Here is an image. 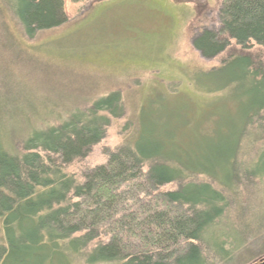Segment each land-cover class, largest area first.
Wrapping results in <instances>:
<instances>
[{
	"label": "trees",
	"instance_id": "trees-1",
	"mask_svg": "<svg viewBox=\"0 0 264 264\" xmlns=\"http://www.w3.org/2000/svg\"><path fill=\"white\" fill-rule=\"evenodd\" d=\"M0 3L29 40L70 21L63 0ZM219 19V30L193 41L203 57L225 53L230 41L260 49L254 59L238 56L220 67L224 97L233 94L239 111L232 104L217 113L212 136L176 144L177 122L166 110H147L148 119L143 110L130 145L109 151L105 165L69 172L122 116L115 92L56 127L32 130L18 153L0 137V264H230L255 239L240 230L245 217L227 214L230 199L239 203L242 192L264 183V63L257 59L264 56V0H223Z\"/></svg>",
	"mask_w": 264,
	"mask_h": 264
},
{
	"label": "rangeland",
	"instance_id": "rangeland-1",
	"mask_svg": "<svg viewBox=\"0 0 264 264\" xmlns=\"http://www.w3.org/2000/svg\"><path fill=\"white\" fill-rule=\"evenodd\" d=\"M63 3L69 23L32 40L24 37L0 3V137L6 148L15 146L20 152L21 140L32 130L56 127L72 113L83 112L115 92L121 95L122 116L111 121L104 140L69 172L85 173L105 165L109 151L130 145L141 133L143 110L144 119H148L147 110L156 111L155 115L166 110L171 122H177L174 142L180 145H187L191 135L212 136L220 116L216 114L232 111V104L235 108L238 104L239 111L233 94L224 97L228 92L221 86L227 71L220 67L238 56L254 59L260 48L244 50L230 41L225 53L207 59L193 46L197 35L219 30L223 0ZM257 59L264 63V56ZM230 97L235 101L230 102ZM254 157L250 151L246 159ZM241 194L239 203L236 198L229 200L227 215L245 217V226L238 221L240 230L250 229L255 239L249 237L230 264H255L264 259V183L257 182Z\"/></svg>",
	"mask_w": 264,
	"mask_h": 264
},
{
	"label": "water",
	"instance_id": "water-1",
	"mask_svg": "<svg viewBox=\"0 0 264 264\" xmlns=\"http://www.w3.org/2000/svg\"><path fill=\"white\" fill-rule=\"evenodd\" d=\"M255 264H264V259H261L260 261H258L257 263Z\"/></svg>",
	"mask_w": 264,
	"mask_h": 264
}]
</instances>
